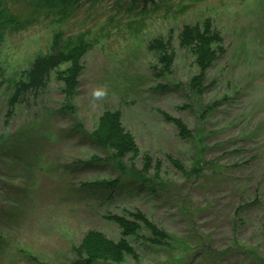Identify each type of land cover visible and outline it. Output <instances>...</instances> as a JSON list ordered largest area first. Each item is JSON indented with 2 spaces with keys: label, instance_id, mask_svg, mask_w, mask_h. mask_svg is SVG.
<instances>
[{
  "label": "rangeland",
  "instance_id": "374dc122",
  "mask_svg": "<svg viewBox=\"0 0 264 264\" xmlns=\"http://www.w3.org/2000/svg\"><path fill=\"white\" fill-rule=\"evenodd\" d=\"M5 1L22 24L8 29L0 45V264H72L88 230L117 241L122 229L109 215L134 210L173 242L152 245L141 230L128 237L135 252L120 264H264V0H72L68 7ZM205 18L224 53L194 95L185 84L199 69L176 37L184 24ZM58 31L83 33L90 43L71 99L76 117L93 129L104 111L120 110L138 145L133 160L141 166L148 155L150 174L160 172L158 193L83 188L117 172L78 166L104 154L70 132L54 76L10 106L11 84L50 51ZM170 31L176 58L171 73L160 75L147 46ZM160 111L181 119L192 137L181 138ZM15 135L24 139L18 143ZM197 158L200 173L192 170Z\"/></svg>",
  "mask_w": 264,
  "mask_h": 264
},
{
  "label": "trees",
  "instance_id": "16d2710c",
  "mask_svg": "<svg viewBox=\"0 0 264 264\" xmlns=\"http://www.w3.org/2000/svg\"><path fill=\"white\" fill-rule=\"evenodd\" d=\"M45 1H48L50 6L64 5V7H68L72 0ZM35 2L42 4L44 0ZM21 24L16 19V15L10 12L7 2L0 0V45L8 29ZM176 39L178 47L185 49L193 56L199 69V72L185 86L190 88L194 95H201L204 91L203 82L206 71L224 53L222 38L213 27L211 19L205 18L199 23L184 24ZM89 47L90 43L83 33L63 37L61 31L55 32L51 39L50 51L35 56L29 68L23 70L19 78L11 84L8 102L11 107H15L29 94L36 95L42 91L48 79L54 76L62 84L61 90L65 95V101L59 107V112L71 120L70 132L77 135L82 142L92 145L104 154V156L93 155L88 159L80 160L79 163L77 162L78 166L81 168L110 166L117 172V176L114 178L86 181L83 188L108 187L112 191L116 187L128 185L131 189H143L149 193H158L164 188L163 180L159 177L160 172L156 170L154 174H150L153 166L148 155L143 157L141 166H138L133 160L139 154L138 145L134 135L124 127L120 110L104 111L93 129L86 128L75 115V107L71 99L77 90L79 76L84 68L82 57ZM147 47L156 53L155 68L159 70L160 75L171 73L176 58L172 31L168 32L166 36L151 39ZM160 112L165 116L166 121H170L176 126L181 138L192 137V132L181 119L169 116L164 111ZM21 138L24 139L23 136H14L18 143L22 141ZM4 139V136L0 137V144L5 143ZM172 161L183 173L187 175L192 173L187 171L181 161L177 159H172ZM192 170L194 173L201 172L198 158ZM109 217L122 229V237L115 241L107 238L98 230H88L75 248L76 260L72 264H120L126 255L135 252L128 237L140 235L141 230L148 231L145 238L152 245L168 246L173 242V236L169 231L157 225L141 210L130 211L126 214H110ZM202 238H200L201 243L204 244Z\"/></svg>",
  "mask_w": 264,
  "mask_h": 264
}]
</instances>
